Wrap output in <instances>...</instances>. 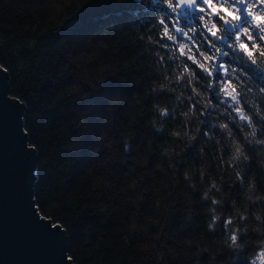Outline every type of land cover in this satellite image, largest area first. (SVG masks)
I'll return each mask as SVG.
<instances>
[{
  "label": "trees",
  "instance_id": "16d2710c",
  "mask_svg": "<svg viewBox=\"0 0 264 264\" xmlns=\"http://www.w3.org/2000/svg\"><path fill=\"white\" fill-rule=\"evenodd\" d=\"M158 10L153 0H0V65L25 103L36 206L66 230L75 264H249L264 239V73L251 60L264 67V21L244 20L252 50L236 64L255 90L237 89L213 61L181 64ZM69 53L107 77L87 98L65 92ZM233 89L221 107L218 90ZM101 131L114 143L93 153Z\"/></svg>",
  "mask_w": 264,
  "mask_h": 264
},
{
  "label": "water",
  "instance_id": "95a60500",
  "mask_svg": "<svg viewBox=\"0 0 264 264\" xmlns=\"http://www.w3.org/2000/svg\"><path fill=\"white\" fill-rule=\"evenodd\" d=\"M8 77L0 65V264H75L66 230L36 206V149L23 126L25 103L11 96Z\"/></svg>",
  "mask_w": 264,
  "mask_h": 264
},
{
  "label": "clouds",
  "instance_id": "9594fccd",
  "mask_svg": "<svg viewBox=\"0 0 264 264\" xmlns=\"http://www.w3.org/2000/svg\"><path fill=\"white\" fill-rule=\"evenodd\" d=\"M69 55L71 56V53H69ZM71 63H74L77 65L76 68H74L72 71L74 73L73 78L71 81H69L67 83V85L65 86V92L68 96H75V95H80L81 98H87L88 96L91 95V91L92 90H98L100 85L103 84L105 82V80L107 79V77H97L94 74L91 73L90 69L88 68V66H81L80 62L77 60L76 57L71 56ZM114 75V74H113ZM85 85H87L88 91H85ZM113 101L116 98H112ZM88 109H85V116L87 114ZM109 111H111V106H109ZM161 114H166L168 112V108L167 107H163L160 109ZM185 116L188 115V113H184ZM81 124H85L86 121L85 119H81L80 120ZM222 128H226L227 125L226 124H221L220 125ZM172 135L179 137L181 135L180 131H173ZM96 139H98V143L96 145V147L92 150L93 153H98L101 150V147H106V148H111L112 144L114 143V141L112 139H108V133L106 131H101V133L98 135V137H95ZM125 139H127V137H125ZM128 144L125 143L124 147L125 149L128 148ZM241 147L237 146L235 148V152H234V157L235 159H239L240 155H241ZM107 161H102L101 163H106ZM201 175H203V173H201ZM185 176H188V173H185ZM134 187L133 185H130ZM217 187V183L215 180L212 181L210 188H215ZM204 197H207L209 195V193L207 191H205L203 193ZM214 203L216 202L215 199L213 201ZM159 203V201H158ZM218 216H214L213 219L216 220L218 219ZM242 218H247V214L245 213L244 216ZM255 218L257 220L260 219H264V217H261V215L259 213H255ZM158 222V218L157 221ZM226 223L230 224L232 223L231 219H228L226 221ZM211 228V225L209 226ZM257 230L259 231H264V229H260L259 226L257 225ZM238 231L239 229H237L236 231H234L231 235V237L229 238L231 243H230V247H235L238 244ZM188 243H191L190 241H188ZM225 243H227V241H225ZM256 244L258 245L255 253L251 256L250 260H249V264H264V239H259L256 241ZM240 247H243V245H239ZM204 250H207V247H205ZM221 249H216V252H220ZM215 252V253H216ZM215 253H213L212 256H215ZM178 255V253H177Z\"/></svg>",
  "mask_w": 264,
  "mask_h": 264
},
{
  "label": "snow or ice",
  "instance_id": "6c2138e0",
  "mask_svg": "<svg viewBox=\"0 0 264 264\" xmlns=\"http://www.w3.org/2000/svg\"><path fill=\"white\" fill-rule=\"evenodd\" d=\"M153 2L154 3H160V0H153ZM197 2H198V0H197ZM232 4L233 5H236L237 4V0H232ZM215 8H216V5L214 6ZM191 10V8L190 7H182L181 9H179V10H177V13H176V15H178L179 17H182V16H184L185 15V13L187 12V11H190ZM221 11H223V8H221ZM218 18L220 19V17L218 16ZM169 23H171V21H169ZM224 26H225V31L227 32V28H228V26H231V27H238V25H229V24H224ZM179 34H182V33H179ZM227 37V35H225V38ZM225 47H227V45H224ZM221 58H226L225 56H221ZM216 76L217 77H219L220 76V74H221V69H220V67H219V65H217V68H216ZM214 95H215V92L213 93ZM34 207H35V205H33ZM50 227H52V223L50 224ZM57 227H59V226H57Z\"/></svg>",
  "mask_w": 264,
  "mask_h": 264
}]
</instances>
